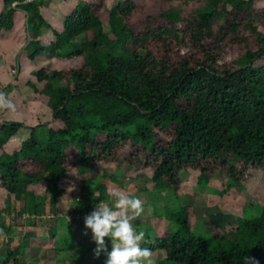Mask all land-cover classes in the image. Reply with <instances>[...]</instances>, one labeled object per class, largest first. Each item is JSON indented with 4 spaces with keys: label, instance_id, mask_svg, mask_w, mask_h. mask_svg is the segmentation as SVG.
Listing matches in <instances>:
<instances>
[{
    "label": "trees",
    "instance_id": "obj_1",
    "mask_svg": "<svg viewBox=\"0 0 264 264\" xmlns=\"http://www.w3.org/2000/svg\"><path fill=\"white\" fill-rule=\"evenodd\" d=\"M171 1L137 28L142 1L108 8L107 0H78L58 31L41 12L47 1L0 0V34L25 12L30 58L48 54L59 64L33 70L37 84L30 83L50 117L33 127L0 123V187L8 193L0 202V264H24L25 227L41 226L56 238L49 216L61 211L68 176L80 184L75 211L87 215L122 187L115 176L92 182L87 173L96 167L151 169L144 190L176 198L188 170L200 171L199 185L226 174L232 183L222 195L251 173L264 175V65L257 63L264 58V9L259 0ZM48 31L54 38L45 44ZM228 40L247 46L232 61ZM180 45L198 54L177 61L164 54ZM26 127L30 137L7 152L4 146ZM166 216L177 231L147 236L142 245L162 254L157 264H246L247 254L264 264V207L258 216L212 228L209 238L196 233L190 206L168 208ZM75 246L74 240L56 246L58 255L71 252L58 264L76 259ZM95 248L96 242L88 254Z\"/></svg>",
    "mask_w": 264,
    "mask_h": 264
},
{
    "label": "rangeland",
    "instance_id": "obj_2",
    "mask_svg": "<svg viewBox=\"0 0 264 264\" xmlns=\"http://www.w3.org/2000/svg\"><path fill=\"white\" fill-rule=\"evenodd\" d=\"M72 1L74 3L75 0H72ZM121 1H124V0H107V7L112 8L113 6L117 5ZM134 1H142L144 3V6H146L143 10H139V12L135 14L134 16V23L137 28L143 27L145 25L146 17L149 13L151 16H157L161 10H163L164 8H168L173 2L171 0H134ZM199 4H200V1H197L196 4H193V6L196 7ZM259 6L264 9V0H259ZM19 15L23 16L25 15V12L19 11ZM151 16L149 17V19L151 18ZM260 29L262 32H264V28H260ZM105 30L109 31L108 24L105 25ZM26 41H29V34L27 36ZM227 42L229 44L228 48L231 49V50H228V53L226 56V59L228 61H232L235 57L241 55L244 52L245 48L247 47L245 46V44L237 45V44H234L233 41H229V40ZM180 47H182L181 51H178L176 47H173L171 49L169 48V51L166 50L164 54L172 58L175 61L179 60L181 56L188 54L189 52L192 53L193 57L198 54V51L189 49V46H182V45L178 46V48ZM257 63L258 65H264V58L259 60ZM50 67L59 68V64L58 63L55 64V60L53 59L51 61ZM10 73H11L12 78L17 77L15 78L17 80L14 79L16 83L13 84L14 87L17 89V91L16 90L13 91L11 89L8 90L7 87L2 88L1 85L0 87L2 88V91H1L2 93L7 95L10 99L14 101L15 99L17 100V102L13 103L14 107L11 108L15 112H20V114L18 113L17 117L20 118V120L23 121L25 124H28L31 126H35L39 122L47 120L50 117V112L47 108H45V106H43L42 103H41L42 104L41 109H38L40 98L38 94L34 93L30 85V83L37 84L36 78L33 75L30 76L28 73V70H25L24 75L29 76L33 81L26 83L25 81L21 80V82L19 81L18 83V77L21 75L18 74L17 71L12 72L10 70ZM134 172H136L135 169L109 166V167L93 168L87 173V175L92 182H96V181H99L104 176V174H108V175L116 174L115 177L121 184V180H120L121 178L118 175L129 179L131 178V175ZM140 172H144L145 174L149 175L150 178L153 175L151 169L140 170ZM199 175H200V171H197V170L185 171L183 173L184 181L179 190V192H181L182 194L186 196L192 194V197L197 196V194L200 193L197 197L198 200L196 199V201L200 202L205 197L206 199L204 200L205 202L204 205L214 207V211H211L210 213L206 209L204 210L200 209L199 211L197 209L196 210L192 209V218L194 222V228H195L196 233L199 236L204 237V238H209L211 235L210 230L216 227L219 228V226L214 225L213 221L209 217L210 215L211 216L214 215L213 213H217V210L224 211L225 215L229 219H230L229 216L232 214L234 217L233 218L234 221L232 220L233 224L238 223L235 217L250 218V217L258 216L261 214L263 207H264V175L262 173L256 172V173H251L247 175V177L245 178V180H243L242 185H240L239 188L237 186H234L227 195L224 194L225 196L222 195V191L226 188V186L232 183L231 179L226 174H218V175L213 176L209 184L207 185L198 184L197 179ZM72 180L73 179L71 178V176H68L61 182V185L65 189V193L62 196L63 198L62 203H61L62 209H60L61 211L57 215L49 216V219H53L58 222H61V221L63 222L58 227L59 228L58 230L59 235L57 236L58 239H64L65 237L67 238L72 237V238L80 240L83 237L81 233H82L84 226H82L78 220H75L72 217V213L75 210L73 203L75 199L80 198V184L77 181H72ZM127 182H130V180L129 181L127 180ZM110 183L111 185H116L115 182L110 181ZM140 184L142 185V183ZM191 184L192 186L189 187V189L185 188V185L190 186ZM149 187H152V186H149ZM149 190L152 191V188ZM186 190L188 191L186 192ZM203 190H206V192L204 193ZM37 191L40 194H43L45 191V185L38 186ZM129 193L130 194L133 193L132 188L129 191ZM162 194L163 195H161L160 198H157V193L148 194L146 198L150 202L151 197L156 196L157 200L153 201L155 211H157L160 216H164L165 219L168 220L169 225H170L168 232H175L177 231V226L174 222L168 219V217L166 216V213H167L168 208L177 209L179 205L186 206L184 202L185 200H183L180 197L176 198L170 191H167V190L162 191ZM0 197H2L1 200L3 201L4 195L3 196L0 195ZM192 201H194V199H192ZM220 201L222 202L224 201V205L221 206L222 208H220V206L218 207L217 205ZM2 204L4 205L5 203L2 202ZM205 215L207 217H205ZM146 221L147 222L145 224L146 226H148L149 221L148 220ZM142 226L144 228L146 227L144 225ZM40 228L41 226H39L38 230H36L34 233L39 232ZM30 230H31L30 227L23 228V230L21 231V235L19 237L21 241H23V243L25 244V248L27 251V255L22 257V261L24 264H30L32 257L35 255L36 246L34 244H31L28 238V236H30L29 234L31 232ZM89 232L91 235L89 236L85 234L86 237H84L88 240L86 247H91L93 244V240L91 239L92 238L91 230ZM150 235L151 237H153L156 235V233L151 232ZM39 238L40 237H38V239L35 240L34 242L37 243L36 245L41 246L42 243ZM90 239L92 241H90ZM43 241L48 242L45 244L47 245V248H48L46 249L47 252L45 254L49 256L48 264H54V259H55L54 241L51 239V237H49L48 239L45 238ZM70 243H73V240H70L69 244ZM58 244L59 242H57V245ZM72 253L74 256L75 255L80 256L82 258L83 264H89L88 262L92 260L91 257L89 256L90 254L83 253V250L81 247L75 246V248L72 250ZM66 254L68 253H63L62 257L59 256L58 258L64 260L65 258L64 256ZM70 254L71 252H69V255ZM93 256L95 255L93 254ZM68 263L69 262H66L65 264H68ZM69 264H75V263L71 262Z\"/></svg>",
    "mask_w": 264,
    "mask_h": 264
},
{
    "label": "crops",
    "instance_id": "obj_3",
    "mask_svg": "<svg viewBox=\"0 0 264 264\" xmlns=\"http://www.w3.org/2000/svg\"><path fill=\"white\" fill-rule=\"evenodd\" d=\"M47 1V4L44 5L41 8V12L43 14V16L45 17V19L53 26L54 29L58 30V31H62L64 29L63 27V21L66 18V16L68 15V13L71 11V9L77 4L78 0H75L74 3L72 0H45ZM76 2V3H75ZM25 20V22H24ZM6 33V34H5ZM28 36V32L26 29V14L21 16L18 15L16 22H15V26L12 30L10 31H6L4 33L0 34V85L2 86V88H6L8 90H16L17 89L14 87V83L15 78H12L10 70L12 72H18V74H20L21 76L18 77V83L19 81H25L26 83L33 81L29 76L24 75L25 74V70H28V73L30 76H32V72L33 70L37 69V68H41V67H50L51 61L52 59L49 57L48 54H43L42 56H39L35 59H31L30 58V53L27 50V45H28V41H26ZM44 43L45 44H49L53 38H54V34L52 31H48L44 36ZM15 79V80H14ZM25 79V80H24ZM2 88L0 87V92L2 91ZM6 90V89H5ZM13 103L17 102V100L15 99L12 100ZM41 102L39 100V107L38 109H41ZM44 106V105H43ZM46 108V107H45ZM7 110V111H6ZM11 108H0V123L2 122H23L20 120V118L17 117L18 113L20 114V112H15V111H11ZM47 111V110H46ZM8 112V114H7ZM45 112V111H44ZM16 115V116H15ZM15 116V117H14ZM28 127H33L31 125H28ZM23 128L21 129L16 135H14L10 141L4 146L5 150L9 153H11L13 150L18 149L19 147H21L22 143L27 140L30 135H31V129L30 128ZM104 176H116V174H104ZM121 179V184L122 187H114V188H119L121 190L127 191L129 192L132 188V195H137L141 198V200L143 201L144 204V211L143 213L136 217L133 221V223L137 226L138 230H143L145 233L144 239L142 241V245L146 240L147 236H151V232H155L156 234H166L169 231V222L167 219H165L164 216H155V208H154V203L153 201L157 200V198H160L162 194V192H155V191H150V190H144L146 184L149 182V180L151 179L149 177V175L145 174L144 172H140V171H136L131 175V178L127 179L124 177H121L120 175H118ZM127 180L130 182H127ZM198 180V179H197ZM198 182V181H197ZM142 183V185L140 184ZM197 185V184H196ZM134 188H133V187ZM192 184L190 186H186V189H189V187H191ZM238 187V186H237ZM239 188V187H238ZM130 189V190H129ZM188 190H186L187 192ZM204 193L206 192V190H203ZM152 193H157V198L156 196L151 197V201L149 202L148 199L146 198V196H148V194H152ZM229 193V192H228ZM227 193V194H228ZM200 194V193H199ZM197 196H193L191 195H184L181 192L178 193L179 197L182 198L183 200H185V204L186 206H190L191 209L193 210H200V209H206L207 211H209V213L211 211H214V207H210L208 205H204V200L206 199L205 197L203 198L202 201H196ZM225 194V195H227ZM0 195H4V200L2 201L0 197V202L5 203L7 197H8V193L0 187ZM223 195V196H225ZM62 197L61 200L59 201V208L62 209L61 207V203H62ZM192 199H194V201H192ZM113 200L112 197V193H111V197H110V201L108 203H111ZM198 200V199H197ZM218 207L220 206V208H222L221 206L224 205V201H220L218 204ZM64 210V208H63ZM205 210V211H206ZM216 212V211H215ZM214 215H210L209 217L211 218V220L213 221L215 226H219L222 227L225 224L228 223H232L233 224V215L231 214L229 217L230 219L225 215L224 211H220L217 210V213H213ZM205 217H207L205 215ZM236 221L238 222V217H235ZM146 220L149 221V225L146 226ZM151 220V222H150ZM233 220V221H232ZM63 223L58 222L56 220L52 219V225L53 227L56 229V238L52 239L54 241L55 244V259H54V264H58V257H62V255H58L56 252V246H57V242H59V246L61 247V249L63 248H67L69 245V241L70 240H74L75 244L77 247H81L83 250V253H87L90 250V248L93 247V245L95 244V241L93 240V244L91 247H86L88 240L84 237L85 234L87 235H91L90 234V229H86L85 223L81 224L83 227L82 230V238L80 240L72 238V237H65L64 239H58V235H59V225ZM146 226L145 228L142 226ZM31 228V232L29 233L30 236H28L29 241L31 244H34L36 246L35 248V255L32 257L30 264H32L36 259H40L42 261L43 264H48L49 261V256L45 255L47 250V245H45L46 243H48L47 241L44 242L43 240L45 238H49V232L46 231L45 233L42 231V228L39 229V232L34 233L36 230H38L39 227H30ZM151 231V232H150ZM89 233V234H88ZM35 234V235H33ZM38 237H40V241H41V246L36 245L37 243H35L34 241L38 239ZM90 239V241H92ZM0 241H2L1 243L5 242L4 237H1ZM24 244V243H23ZM28 244V243H27ZM30 244V245H31ZM44 246V247H43ZM110 246L112 248V241L110 239ZM25 247V244H24ZM90 257H91V261H89V264H106V259L107 257H99L97 255L93 256L92 253H89ZM27 255V251L25 248V255ZM68 254H66L64 257H66ZM48 259H47V258ZM97 257V258H96ZM96 258V259H95ZM65 259V258H64ZM162 259V254L158 251L151 253V257H150V262L151 264H157L159 262V260ZM33 261V262H32ZM76 261L78 262H82V258L80 256H76L75 260H69L67 262L71 263H75ZM68 263V264H69Z\"/></svg>",
    "mask_w": 264,
    "mask_h": 264
},
{
    "label": "clouds",
    "instance_id": "obj_4",
    "mask_svg": "<svg viewBox=\"0 0 264 264\" xmlns=\"http://www.w3.org/2000/svg\"><path fill=\"white\" fill-rule=\"evenodd\" d=\"M12 99L0 92V108H13ZM111 203L100 201L85 218L96 242L97 256L106 251V264H151V249L142 246L145 233L138 230L134 219L144 211V204L137 195L119 188L111 190ZM106 237L111 238L112 248L107 249ZM246 264H260L258 258L247 254Z\"/></svg>",
    "mask_w": 264,
    "mask_h": 264
},
{
    "label": "built area",
    "instance_id": "obj_5",
    "mask_svg": "<svg viewBox=\"0 0 264 264\" xmlns=\"http://www.w3.org/2000/svg\"><path fill=\"white\" fill-rule=\"evenodd\" d=\"M27 2H32V1H35V0H26ZM80 198H77V200H79ZM85 216L86 215H82V214H80V213H77L75 210H74V212L72 213V217H73V219H75V220H78V221H80V220H84V218H85Z\"/></svg>",
    "mask_w": 264,
    "mask_h": 264
}]
</instances>
